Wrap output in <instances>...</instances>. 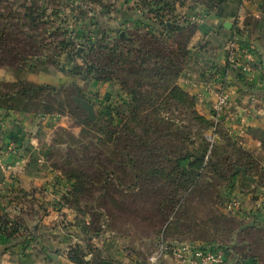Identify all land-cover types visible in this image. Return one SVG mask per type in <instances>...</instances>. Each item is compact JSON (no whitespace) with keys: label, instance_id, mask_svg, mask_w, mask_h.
Instances as JSON below:
<instances>
[{"label":"rangeland","instance_id":"374dc122","mask_svg":"<svg viewBox=\"0 0 264 264\" xmlns=\"http://www.w3.org/2000/svg\"><path fill=\"white\" fill-rule=\"evenodd\" d=\"M211 10L209 0H0V30H4L0 69L10 76L8 80H0V93L11 91L9 85L21 83L55 88L52 94H42L34 101L36 109L49 110L47 116H42V127L33 134L45 153L47 166L61 175L72 169L91 177L101 175L100 182L90 185L76 206L80 213L92 215L95 221L102 214L107 231L113 233L111 237L120 238L117 247L122 254L134 256L138 263L154 249L165 221L157 211L158 205L174 186L157 178L138 181L129 167L118 164L122 151L128 147L133 150V146L122 137L125 135L122 125L131 109L130 99L117 80L96 82L85 70L80 76L71 72L74 66H84L85 60L92 59L91 47L113 45L118 33L159 36L161 25L167 23L188 28L185 34H191L189 55L178 83L184 89L183 78L188 64L193 63V49L207 47L199 32L205 30ZM76 93L93 104L96 117L112 116L117 132L109 136L112 142L96 146L88 138V132L93 133V129L81 123L84 117L87 119V113L75 104ZM167 116L178 126L177 114ZM153 142L165 146L168 152L165 139L154 137ZM148 155L136 154L137 166L144 168L151 164ZM261 166L255 160L250 175L259 182L253 188L241 187L251 195L247 206L264 195L257 190H264ZM225 173L227 176V170ZM230 185L228 179L215 175L211 169L204 171L198 183L188 190L184 203L174 211V219L180 222L175 234L187 242L230 246L240 256L239 260L246 261L244 256H249L254 264H264V225L250 229L254 226V216L245 212L246 218L240 219L226 210Z\"/></svg>","mask_w":264,"mask_h":264},{"label":"trees","instance_id":"16d2710c","mask_svg":"<svg viewBox=\"0 0 264 264\" xmlns=\"http://www.w3.org/2000/svg\"><path fill=\"white\" fill-rule=\"evenodd\" d=\"M227 1L209 0L212 9L208 11L210 16L220 17L222 6ZM259 1L264 4V0ZM161 28L162 33L159 36L147 34L144 37H134L118 33L113 45L109 46L107 43L91 47L92 59L85 60L84 66H74L71 73L80 76L85 70L84 73L93 76L96 82L115 78L129 97L131 110L122 125V131L125 132L122 137L127 138L126 143L131 144L133 150L129 147L124 149L118 164L120 167H129L135 175L134 179L138 181L157 178L158 181L162 180L174 186L172 192L158 205L157 211L165 221L157 241L162 239L185 243L187 241L177 238L175 234L180 222L174 219V211L184 203L188 190L198 183L208 169L215 175L228 179L229 183L237 177V174L233 175L237 168H245L247 176L253 175L252 165L255 159L234 141L223 123H215L200 115L196 109L195 98L178 84L189 55L188 38L191 34H185L188 28L167 23L161 25ZM234 32L241 40V32L236 27ZM3 35L4 30H0V45ZM72 86L77 92L78 88L74 84ZM9 87H12L11 91L0 93V115L10 111L37 117L49 114L47 109H36L34 101L42 94H52L55 88L29 83L12 84ZM168 113L170 116H179L178 126L172 117L167 116ZM81 123L93 129V133L88 132V138L96 146L112 142L113 138L111 140L109 136L117 134L112 116H97L93 122L84 117ZM161 129L164 132H160ZM154 137L166 140L168 152H165V146L151 143ZM146 153L152 158L151 164L144 168L137 166L134 156ZM62 176L71 183L70 188L62 195L63 206H68L82 217L88 218L85 225L87 237L101 238L106 232L103 215L100 214V220L95 221L92 220V215L80 213L76 206L81 196L88 192L90 185L100 182L101 175L91 177L81 170L72 169ZM103 181L105 180L102 179ZM241 183L250 186V182L243 179ZM42 212L45 215V211ZM17 218H0V235L5 234L11 238L20 234L22 226ZM257 224L261 223L254 221V226L250 229L256 228ZM240 230L245 232L244 229ZM188 242L194 243L189 240ZM204 245L224 249L240 258L230 246L222 247L208 242ZM90 251L89 260L78 249H71L69 256L78 264H103L107 261L103 253L94 246H91ZM244 258L254 264L249 256Z\"/></svg>","mask_w":264,"mask_h":264},{"label":"crops","instance_id":"0c3cea01","mask_svg":"<svg viewBox=\"0 0 264 264\" xmlns=\"http://www.w3.org/2000/svg\"><path fill=\"white\" fill-rule=\"evenodd\" d=\"M207 23L205 30L199 32L207 47L193 49V63L188 64L183 78L184 90L195 98L199 114L210 120L215 94L220 86L225 87L230 96V110L221 123L234 141L250 152L259 165H263L264 4L259 0H228L222 6V15L211 16ZM225 24H231V29L225 28ZM234 27L241 32L240 47L248 49L252 57L254 72L247 82L240 75L225 70L223 48L233 36ZM9 77V72L0 69V80H8ZM253 96L255 100L252 102L250 99ZM1 116L0 144L7 154L5 161L13 169L7 174L0 173V181H5L4 193L0 195V218L6 216L10 219L15 215L22 229L20 234L11 238L0 235V264H78L69 256L70 250L83 251L88 255L86 260H89V246L99 249L104 259L112 264L134 261V256L122 254L117 247L120 238H112V232L106 229L101 238L91 239L84 227L87 217L80 216L68 206L58 209L54 196L65 193L70 186L67 181L63 185L57 183L56 171L47 166L45 153L33 136L42 127L44 118L12 111L3 112ZM11 143L14 144L12 150L8 147ZM261 170L264 177V168ZM241 179L237 175L229 186L231 196L241 200V207L235 213L240 219L246 218L248 213L254 216V221L264 225V195L257 199L260 203L258 208L257 201L247 206L251 195L241 189L247 186L241 183ZM258 182L254 178L250 187ZM51 183L57 185L51 189ZM257 190L264 194L263 188ZM242 205L246 208L240 212ZM224 264L253 263L239 260L229 253Z\"/></svg>","mask_w":264,"mask_h":264},{"label":"built area","instance_id":"2783aa9c","mask_svg":"<svg viewBox=\"0 0 264 264\" xmlns=\"http://www.w3.org/2000/svg\"><path fill=\"white\" fill-rule=\"evenodd\" d=\"M224 65L225 70L230 73H236L242 77L244 82H247L253 74V66L251 64V54L248 49L240 47V40L236 33L224 45ZM255 100L254 96L250 99ZM212 120L215 123H221L222 119L230 110V96L228 90L220 86L215 94V99L211 106ZM2 116L0 115V128L2 127ZM3 145L0 144V173L7 174L13 169V166L5 161L7 156L3 152ZM9 149L12 150L14 144H9ZM7 148V146H6ZM264 168V164L262 165ZM57 183L62 185L67 181L59 172H54ZM54 181V179H53ZM55 181V182H56ZM4 182L0 181V195L4 193ZM68 182V181H67ZM58 183V184H60ZM70 183V182H69ZM56 183H51L50 188H54ZM57 185V184H56ZM69 186V185H68ZM67 187V186H66ZM59 193L54 196V201L58 209L63 207L62 195ZM260 203H256L258 208ZM241 207V200L237 196H230L226 203V210L234 214ZM229 252L224 249L195 243H173L162 239L158 240L154 249L146 256L142 263L130 261L127 264H224Z\"/></svg>","mask_w":264,"mask_h":264},{"label":"water","instance_id":"95a60500","mask_svg":"<svg viewBox=\"0 0 264 264\" xmlns=\"http://www.w3.org/2000/svg\"><path fill=\"white\" fill-rule=\"evenodd\" d=\"M224 27L227 29H231V24H225ZM76 55H79L78 51L76 52ZM52 89H54V88H52ZM74 102H75V104L81 106L86 111L87 119L89 121L93 122L96 119V116L94 114L93 104L87 102L84 99H81L79 93H76L75 98H74ZM236 174H240V176L243 180L250 182V183H254V178L247 176L245 168H237L234 171V175H236ZM250 225H253V223H251ZM103 264H112V263L108 262V261H104Z\"/></svg>","mask_w":264,"mask_h":264}]
</instances>
